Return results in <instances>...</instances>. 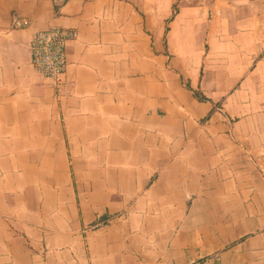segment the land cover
I'll return each instance as SVG.
<instances>
[{"label":"crops","instance_id":"0c3cea01","mask_svg":"<svg viewBox=\"0 0 264 264\" xmlns=\"http://www.w3.org/2000/svg\"><path fill=\"white\" fill-rule=\"evenodd\" d=\"M0 264H264V0H0Z\"/></svg>","mask_w":264,"mask_h":264},{"label":"built area","instance_id":"2783aa9c","mask_svg":"<svg viewBox=\"0 0 264 264\" xmlns=\"http://www.w3.org/2000/svg\"><path fill=\"white\" fill-rule=\"evenodd\" d=\"M26 18L13 16V27L27 25ZM73 28L51 26L37 30L28 42L29 59L33 67L46 80L47 84L58 88L63 84L66 66V44L76 38Z\"/></svg>","mask_w":264,"mask_h":264},{"label":"trees","instance_id":"16d2710c","mask_svg":"<svg viewBox=\"0 0 264 264\" xmlns=\"http://www.w3.org/2000/svg\"><path fill=\"white\" fill-rule=\"evenodd\" d=\"M199 98H203V97H201V96H198Z\"/></svg>","mask_w":264,"mask_h":264}]
</instances>
